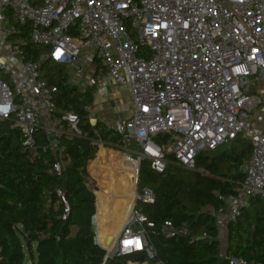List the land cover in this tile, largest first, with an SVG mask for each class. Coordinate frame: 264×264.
Here are the masks:
<instances>
[{
  "label": "built area",
  "instance_id": "2783aa9c",
  "mask_svg": "<svg viewBox=\"0 0 264 264\" xmlns=\"http://www.w3.org/2000/svg\"><path fill=\"white\" fill-rule=\"evenodd\" d=\"M26 43L45 48L38 61L28 59ZM45 62L65 67L68 84L81 93L110 85L101 100L113 112L122 104L115 94L129 92L130 116L111 125L94 103L81 106L90 124L95 120L124 137L125 148H138L122 149L138 163L136 193L104 263L144 255L146 261L129 264H162L154 263L155 224L137 207L155 202L151 190L137 186L144 162L157 174L170 165L195 171L199 155L242 138L252 153L240 168L244 181L236 193L219 197L226 204L215 214L222 245V233L242 210L253 199L264 203L263 98L254 90L264 86V0H0V122L20 131L24 152L58 150L53 172L60 176V140L83 136L81 117L59 112L57 87L41 77ZM41 134L45 146L38 144ZM57 196L67 221L70 205L62 191ZM161 233L190 235L171 222ZM228 264L260 263L231 258Z\"/></svg>",
  "mask_w": 264,
  "mask_h": 264
},
{
  "label": "trees",
  "instance_id": "16d2710c",
  "mask_svg": "<svg viewBox=\"0 0 264 264\" xmlns=\"http://www.w3.org/2000/svg\"><path fill=\"white\" fill-rule=\"evenodd\" d=\"M23 49L31 61H38L45 51L31 43H26ZM40 73L42 79L57 87L55 101L59 112L73 110L80 114L83 136L61 138L59 149H63L64 171L58 176L53 172L58 150L24 152L20 131L13 130L10 121L0 122V264H28L27 257L30 264L146 261L144 255H133L104 263L106 251L96 242L98 234L111 252L124 208L130 203L131 188L123 177L131 166V158L113 151L125 148L124 137L105 125L90 124L81 106L93 103L94 90L81 93L70 86L65 67L45 62ZM91 143H101L102 148ZM38 144H47L42 134L38 136ZM251 153L250 142L238 138L215 152L199 155L195 171L170 165L165 174H157L150 164L142 163L139 189L151 190L155 202L140 203L137 207L155 224L154 263L228 264L231 258H242L264 264L262 201L253 199L228 226L224 250L215 216L226 208L219 197L234 195L237 184L244 181L240 168ZM133 164L137 166L136 161ZM89 174L98 181L99 191ZM59 190L70 205L67 221L61 219L63 205L57 196ZM94 217L97 227L93 224ZM165 222L176 228L186 226L190 235L166 238L161 233ZM203 234L208 239L200 238ZM195 237L200 239L192 243L191 238Z\"/></svg>",
  "mask_w": 264,
  "mask_h": 264
},
{
  "label": "crops",
  "instance_id": "0c3cea01",
  "mask_svg": "<svg viewBox=\"0 0 264 264\" xmlns=\"http://www.w3.org/2000/svg\"><path fill=\"white\" fill-rule=\"evenodd\" d=\"M110 90H111V86L109 85L107 87H104L101 90L94 91L93 103L95 105V113H97L98 115L100 114L102 116H105L108 119L109 124L111 125L114 123L115 120L128 118L131 114V111H132V104L130 101L129 92L126 89H119V92L117 94H115V98L120 99L122 101V104L119 106L118 111L113 112L111 110L112 107L110 105L104 104L101 100V96ZM254 90L257 91L258 93H260L262 98H263V105L261 106L262 107L261 111L264 112V86L259 85ZM100 104L104 106L103 110L96 111V107ZM263 129H264V127H263ZM220 223H221V220L218 221V224H220ZM98 238L100 241L99 236H98ZM222 242H223L222 248L224 250L226 247V239L222 240ZM99 245L101 246L100 242H99Z\"/></svg>",
  "mask_w": 264,
  "mask_h": 264
},
{
  "label": "rangeland",
  "instance_id": "374dc122",
  "mask_svg": "<svg viewBox=\"0 0 264 264\" xmlns=\"http://www.w3.org/2000/svg\"><path fill=\"white\" fill-rule=\"evenodd\" d=\"M103 108H104V106L103 105H98L97 107H96V111H98V110H103ZM260 109H262V107L260 108ZM226 148H229V147H226ZM225 148V149H226ZM125 149H129V150H132V151H137L138 152V148H136L134 145H132V144H127V147L125 148ZM112 150V149H111ZM113 151H115V152H118V153H120V155H126L123 151H117V150H113ZM132 157H135V155L134 154H132L131 155ZM131 161V166L129 167V169H128V173L126 174V175H124V177H123V181H124V183L126 184V186L127 187H130V188H132V186H133V184L136 182V179H137V166H135L134 164L132 165V163H135V161L134 160H130ZM88 166H89V164H88ZM89 173V172H88ZM89 176L92 178V180H94L95 181V183H96V186H97V189H98V191L100 190L99 189V183H98V181L96 180V179H94L90 174H89ZM138 187H139V185H137ZM127 208H128V206H126ZM124 208V206L122 207V208H124V210L126 209L127 210V208ZM94 226L95 227H97L96 226V220L94 219ZM226 232L224 231L223 233H222V239L223 240H225L226 239ZM98 235V234H97ZM97 240L98 241H96V242H99V238H98V236H97ZM34 248V247H33ZM34 250H35V248H34ZM35 252V251H34ZM35 254V263L37 262V256H36V253H34ZM27 263L28 264H30V259L27 257Z\"/></svg>",
  "mask_w": 264,
  "mask_h": 264
},
{
  "label": "bare ground",
  "instance_id": "6f19581e",
  "mask_svg": "<svg viewBox=\"0 0 264 264\" xmlns=\"http://www.w3.org/2000/svg\"><path fill=\"white\" fill-rule=\"evenodd\" d=\"M136 163H137V162H136ZM137 167H138V163H137ZM137 169H138V168H137ZM136 184H137V180H136V182L133 184V186H132V188H131V192H130V203H129V206H128L127 210L125 211V214H124L123 219L121 220V226H120L119 232H118L117 235H116V239H117V237H118V235H119V233H120V231H121V229H122V227H123V225H124V222H125V220H126L128 214H129L130 210H131L132 207H133L134 198H135V193H136ZM99 242H100L101 246H102L104 249H106V248L104 247V245H105L104 241H102V240L100 239ZM106 250H108V249H106ZM108 251H109V250H108Z\"/></svg>",
  "mask_w": 264,
  "mask_h": 264
},
{
  "label": "water",
  "instance_id": "95a60500",
  "mask_svg": "<svg viewBox=\"0 0 264 264\" xmlns=\"http://www.w3.org/2000/svg\"><path fill=\"white\" fill-rule=\"evenodd\" d=\"M91 124H92V126H96L97 125V122L95 121V120H93L92 122H91ZM51 143H52V145L54 146V147H56L57 146V139L55 138V137H52L51 138ZM104 249V248H103ZM105 250V249H104Z\"/></svg>",
  "mask_w": 264,
  "mask_h": 264
}]
</instances>
